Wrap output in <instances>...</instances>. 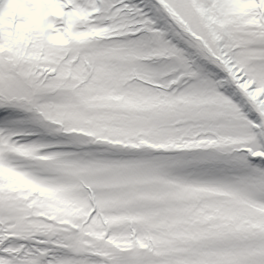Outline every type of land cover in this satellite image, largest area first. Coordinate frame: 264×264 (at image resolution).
I'll return each instance as SVG.
<instances>
[{
	"label": "snow or ice",
	"instance_id": "obj_1",
	"mask_svg": "<svg viewBox=\"0 0 264 264\" xmlns=\"http://www.w3.org/2000/svg\"><path fill=\"white\" fill-rule=\"evenodd\" d=\"M0 264H264V0H0Z\"/></svg>",
	"mask_w": 264,
	"mask_h": 264
}]
</instances>
